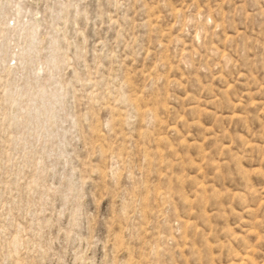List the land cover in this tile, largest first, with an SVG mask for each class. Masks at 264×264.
Listing matches in <instances>:
<instances>
[{"label":"rangeland","instance_id":"obj_1","mask_svg":"<svg viewBox=\"0 0 264 264\" xmlns=\"http://www.w3.org/2000/svg\"><path fill=\"white\" fill-rule=\"evenodd\" d=\"M0 264H264V0H0Z\"/></svg>","mask_w":264,"mask_h":264}]
</instances>
